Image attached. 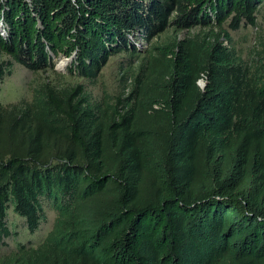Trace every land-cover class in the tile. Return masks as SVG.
<instances>
[{"label":"trees","instance_id":"16d2710c","mask_svg":"<svg viewBox=\"0 0 264 264\" xmlns=\"http://www.w3.org/2000/svg\"><path fill=\"white\" fill-rule=\"evenodd\" d=\"M263 5L0 0V82L12 62L38 73L67 58L92 81L136 55L132 39L176 34L113 105L50 82L0 104V245L17 236L10 209L30 235L45 204L56 213L40 244L0 264H264V56L244 62L228 33L255 27Z\"/></svg>","mask_w":264,"mask_h":264},{"label":"rangeland","instance_id":"374dc122","mask_svg":"<svg viewBox=\"0 0 264 264\" xmlns=\"http://www.w3.org/2000/svg\"><path fill=\"white\" fill-rule=\"evenodd\" d=\"M207 30L199 28L192 29L189 32H181L179 39L195 36L199 34L203 36ZM232 38V48L236 54L246 63L256 65L264 56V5L260 7L256 16V26H242L237 31H229ZM176 34L172 30H168L155 39L145 42L140 38L132 39V45L136 48V55H128L125 53L117 54L110 58L108 63L102 68L100 73L92 81H87L80 77L70 75L68 67L60 66V62L64 65L65 59H59L55 62L52 70L45 72L32 73L21 65L12 62L11 75L6 76L0 82V104L9 105L20 101H30L34 91L43 83L50 82L56 86H73L82 85L85 92L89 94L93 102L114 104L117 97L126 99L137 86L134 78L139 73L140 64H147L149 61L148 52L153 46H161L170 42ZM227 44V43H225ZM145 57V59H143ZM8 60L7 57H4ZM197 85L200 88L205 86L204 78L198 80ZM131 101H134L133 96ZM46 220L41 223L38 231L29 234L26 230L24 221L12 212L8 211L7 222L16 238L4 240V245H0V255H6L14 251L18 244L37 246L45 238L47 233L52 229L56 217V213L45 204Z\"/></svg>","mask_w":264,"mask_h":264},{"label":"water","instance_id":"95a60500","mask_svg":"<svg viewBox=\"0 0 264 264\" xmlns=\"http://www.w3.org/2000/svg\"><path fill=\"white\" fill-rule=\"evenodd\" d=\"M69 62H71V58H67V59H65V60H64V65H62L63 62H60L59 67H60V66H63V67H64V66H66Z\"/></svg>","mask_w":264,"mask_h":264}]
</instances>
